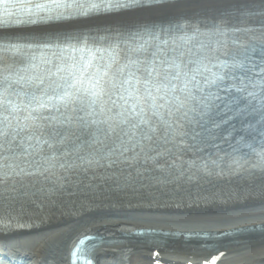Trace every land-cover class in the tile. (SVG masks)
Returning a JSON list of instances; mask_svg holds the SVG:
<instances>
[{
	"label": "snow or ice",
	"instance_id": "6c2138e0",
	"mask_svg": "<svg viewBox=\"0 0 264 264\" xmlns=\"http://www.w3.org/2000/svg\"><path fill=\"white\" fill-rule=\"evenodd\" d=\"M118 193L264 199V0H0V227Z\"/></svg>",
	"mask_w": 264,
	"mask_h": 264
},
{
	"label": "bare ground",
	"instance_id": "6f19581e",
	"mask_svg": "<svg viewBox=\"0 0 264 264\" xmlns=\"http://www.w3.org/2000/svg\"><path fill=\"white\" fill-rule=\"evenodd\" d=\"M146 19L159 23L173 17ZM243 184V180L232 182V186ZM189 208L197 213L186 211ZM256 209L259 211L250 212ZM245 212L250 213L239 215ZM39 216L36 218L34 214L25 228L0 227V247L6 246L15 252L12 259L16 263L69 264L71 242L84 234H96L106 240L121 241L96 248L93 251L96 264H213V261L215 264H264V232L213 241H186L182 235L178 239L168 236L160 237L164 244L158 245L130 236L135 229L213 235L256 227L264 222V199L260 198L203 201L153 199V196L145 199L144 195L131 193L78 195ZM213 242L217 245L211 250L202 247ZM18 251L20 254H16Z\"/></svg>",
	"mask_w": 264,
	"mask_h": 264
},
{
	"label": "water",
	"instance_id": "95a60500",
	"mask_svg": "<svg viewBox=\"0 0 264 264\" xmlns=\"http://www.w3.org/2000/svg\"><path fill=\"white\" fill-rule=\"evenodd\" d=\"M239 231H243V232H246L247 233H254V232H264V227H261V225H257L256 227H248V228H245V229H234V231H226V233H224L223 235H218V236H214L213 238H220V237H224L225 235L227 237H234L235 235H238ZM153 233L156 234V231H151ZM163 234H167V233H163ZM229 235V236H228ZM211 238V239H213ZM155 241L154 239H151V238H146L145 240H143V242H147V243H152V244H155ZM119 240H106L104 236H96L94 237V239H92L91 243L89 245H102V244H113L114 242H118Z\"/></svg>",
	"mask_w": 264,
	"mask_h": 264
},
{
	"label": "rangeland",
	"instance_id": "374dc122",
	"mask_svg": "<svg viewBox=\"0 0 264 264\" xmlns=\"http://www.w3.org/2000/svg\"><path fill=\"white\" fill-rule=\"evenodd\" d=\"M186 211H188V212L190 211L191 213H197V212L194 211V209H190V208L187 209ZM258 211H259V210L256 209V210H253V211H250V212H258ZM234 212H238V211H234ZM234 212H233V213H234ZM250 212H245V213H243V214H239V215H245V214L250 213ZM245 216H247V215H245ZM245 216H240V217H245ZM220 217H223V216H220ZM237 217H238V216H237ZM223 218H231V217L228 216V217H223ZM223 218H217V219H223ZM212 219H213V218H212Z\"/></svg>",
	"mask_w": 264,
	"mask_h": 264
}]
</instances>
